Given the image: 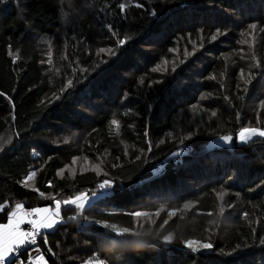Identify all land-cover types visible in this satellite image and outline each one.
I'll return each instance as SVG.
<instances>
[{
	"label": "trees",
	"instance_id": "trees-1",
	"mask_svg": "<svg viewBox=\"0 0 264 264\" xmlns=\"http://www.w3.org/2000/svg\"><path fill=\"white\" fill-rule=\"evenodd\" d=\"M137 2L144 7L135 8ZM119 3L129 0L0 5V203L51 207L52 197L90 192L97 180L115 179L125 186L123 194L88 214L146 233L127 238L143 243L104 241L62 210V221L38 242L49 264H82L93 253L111 264H264V138L207 148L221 135L235 137L241 127L264 129V33L258 30L264 0H131L124 13ZM252 22L258 29L248 35ZM216 27L228 35L210 43ZM113 32L133 37L117 56L100 52L115 50ZM257 61L261 68L253 67ZM242 68L245 80L252 73L251 84L241 80ZM190 133L195 135L186 138ZM180 148L186 154L173 160ZM93 165L108 176H98ZM33 170L26 187L20 181ZM221 206L225 212L217 215ZM135 211L149 215H130ZM0 221L7 222L6 213ZM187 239L210 241L214 248L193 261L183 246Z\"/></svg>",
	"mask_w": 264,
	"mask_h": 264
},
{
	"label": "snow or ice",
	"instance_id": "snow-or-ice-1",
	"mask_svg": "<svg viewBox=\"0 0 264 264\" xmlns=\"http://www.w3.org/2000/svg\"><path fill=\"white\" fill-rule=\"evenodd\" d=\"M129 3H131V0H129ZM129 3L118 4L120 13L125 12V9L129 6ZM6 4L7 0H0V5ZM142 7H144L143 4L139 2L135 3V8L140 9ZM0 11H2V9H0ZM64 15L67 16L68 14L65 13ZM151 16L154 18L151 22H155V18L157 16L156 11H152ZM257 29L258 24L256 22L248 23L246 32L248 35H251L253 32L257 31ZM258 30L260 33H264V27H260ZM109 31H112L111 26L109 27ZM200 31L202 32L203 29H200ZM113 35L117 37L115 50L112 48H100V52L107 51L110 56H117L119 51L133 39V37L130 35H124L122 38H120L119 32H113ZM227 35L228 33L226 31H222L219 27H216L215 31L209 37V42H215L219 37ZM241 35H245V32H242ZM43 42L47 43L46 40H43ZM238 43L241 42L238 41ZM201 47H203V45H201ZM168 51L173 52L174 49L169 48ZM49 56H51V52H49ZM104 63H106V61ZM253 67L261 68L259 61H257ZM158 70L159 65L151 69L152 72H157ZM173 72H175V67L173 68ZM260 74L264 75V69H261ZM209 78L215 79L214 76ZM240 78L246 85H248L251 84L253 76L252 73L249 72L248 78L245 80L244 70L242 68L240 72ZM156 82L159 83L160 81ZM73 83L74 82L71 80L68 81V86L71 87ZM149 87H151V83L149 84ZM221 87L223 86L221 85ZM0 95H2V93H0ZM55 98L60 99L61 97L56 95ZM201 99H204V97L201 96ZM225 99L227 100L228 98L225 97ZM50 103L51 101H49V104ZM261 103L264 104V101H261ZM192 107L195 108L196 105L194 104ZM211 114L212 116H215L216 112L213 111ZM109 123L112 126H119V122L116 119H112ZM144 134L146 138L149 136L147 129L145 130ZM171 134L172 133H169V135ZM193 135H195V133H190L186 138L190 139ZM253 137H264V129L256 127H241L235 138L230 135H221L219 139L224 144H230L234 139L239 141L241 144H246ZM16 138L17 140H23L25 138V133L17 130ZM63 142L67 144L69 142L68 138H65ZM53 143H56V141H53ZM159 143L164 144L165 141L160 140ZM181 143H183V140ZM8 150L10 151L11 148ZM148 151H151L150 144ZM3 152L4 150L0 149V155H3ZM32 154L34 157L38 155L36 146H33ZM125 155H128V153H125ZM171 155L179 156L180 153L175 151L172 152ZM141 159L142 157L140 155L135 156L136 161H140ZM72 163H76L75 158L72 160ZM85 163H87V161H85ZM92 170L96 172L98 176L101 174L104 177L108 176L107 172L102 173L99 165H93ZM57 175L60 176L61 171H58ZM35 176L36 172L34 170L29 171L26 174L24 180L20 181V183L27 187L29 182L32 181ZM48 183L50 187H54L51 181ZM32 190L36 191L35 188ZM124 190L125 186L123 184L117 186L115 179L104 178L102 180H97L94 188L90 192L77 189L72 194L67 195L66 198L61 199L52 197L55 204L54 209L50 207H37L26 211L25 208L19 203H16L14 207H10L11 201H9L7 204L0 203V213H6L7 217L6 223L0 221V264H49L45 254L42 252L41 246L38 245V235H44L41 230L54 229V227L62 221V210L73 212V215L68 217V219L73 221L83 220L88 226H91L93 231L104 241L118 242L122 245H133L137 247L140 246L143 243L141 240H128L127 238L140 237L141 235H146V233H141L128 227H117L115 224L109 223L107 220L96 219L88 214L100 203L105 205L113 203L118 196L123 194ZM226 191L227 190L220 194L221 198L226 194ZM249 191H253V189H249ZM43 195L44 193H41V196ZM236 195L239 196L240 193L237 192ZM62 206L66 207L62 208ZM184 207L187 208L188 205L185 204ZM224 212L225 209L221 206L217 215H223ZM130 215L134 217H141L147 216L149 214L146 212L135 211L130 213ZM156 215H159V212H157ZM207 215L212 216L213 213L209 211ZM243 215L246 216L247 213H243ZM165 223H167V221H165ZM209 223H215V221H209ZM22 226H30V228L26 229ZM84 228L85 224H78V230H83ZM253 234L255 235V233ZM163 242L165 244H170L172 242V237L170 235L163 236ZM44 244H48L47 239L44 240ZM259 244L261 247H264V237L259 238ZM183 246L190 254H192L189 258L193 261H195V256L197 254L202 253V250L214 248V245L210 241L206 242L195 239L184 240ZM245 247H249V245L245 244ZM238 249L239 245L233 249L232 253H228V255H233ZM49 251H51L50 248ZM25 254H27L26 257ZM93 257L94 258L83 261L82 264H111V262L107 259L98 258L95 253H93ZM224 264H228V262H224Z\"/></svg>",
	"mask_w": 264,
	"mask_h": 264
},
{
	"label": "rangeland",
	"instance_id": "rangeland-1",
	"mask_svg": "<svg viewBox=\"0 0 264 264\" xmlns=\"http://www.w3.org/2000/svg\"><path fill=\"white\" fill-rule=\"evenodd\" d=\"M255 138H264V137H253L251 140H253ZM251 140H249V141H251ZM234 144L241 145V143L239 141H236L235 139L230 144H224L219 138H217V139L212 140L208 144L207 148L208 149H214V148H228V149H232L233 146H234ZM50 208H53L54 209L55 208V204H53ZM142 224H144V221L142 222ZM26 227H29V226H26Z\"/></svg>",
	"mask_w": 264,
	"mask_h": 264
},
{
	"label": "built area",
	"instance_id": "built-area-1",
	"mask_svg": "<svg viewBox=\"0 0 264 264\" xmlns=\"http://www.w3.org/2000/svg\"><path fill=\"white\" fill-rule=\"evenodd\" d=\"M176 151H178V152L180 153V155H179V156H175V157L173 158V160H175L176 157H180V156L186 154V150H185L184 148H180V149H178V150H176ZM25 228L28 229V228H30V226H29V227H25ZM40 237H42V235H38V242H39ZM43 254H44V253H43ZM26 255H27V254H26Z\"/></svg>",
	"mask_w": 264,
	"mask_h": 264
},
{
	"label": "crops",
	"instance_id": "crops-1",
	"mask_svg": "<svg viewBox=\"0 0 264 264\" xmlns=\"http://www.w3.org/2000/svg\"><path fill=\"white\" fill-rule=\"evenodd\" d=\"M23 206V205H22ZM24 207V206H23ZM25 208V207H24ZM25 210L27 211V209L25 208ZM22 227H26V226H22ZM50 230H52V229H46V230H41L42 232L43 231H50Z\"/></svg>",
	"mask_w": 264,
	"mask_h": 264
}]
</instances>
